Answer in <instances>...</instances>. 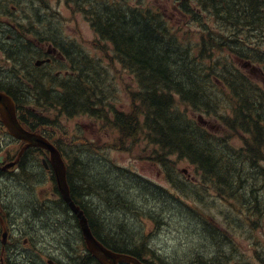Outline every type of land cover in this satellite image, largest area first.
<instances>
[{"label": "rangeland", "instance_id": "1", "mask_svg": "<svg viewBox=\"0 0 264 264\" xmlns=\"http://www.w3.org/2000/svg\"><path fill=\"white\" fill-rule=\"evenodd\" d=\"M29 1L0 0V12L7 5L23 6L27 12L26 15H36L38 18L17 19L16 17L14 19V16L7 15L0 19V24L12 22L19 33L28 35L25 41H17L14 48L12 46L7 48L18 68H21L24 62L15 59V55L19 52L23 53V57L28 58L29 61L33 57L35 49L34 40L41 41V37L42 41L54 39L56 44L62 40L67 44H73L75 49L69 55L66 54L68 47L62 49L63 55L70 58L72 62L77 58L85 59L91 63L100 61V66H87L94 69L91 74L95 77V82L90 88H96L91 92L90 88L86 90L91 94L89 100L92 107L90 109L95 108V104H99L98 116L87 113L68 118L62 113V109L46 110L48 115L46 120L53 122V127L46 128L44 131L62 143L66 161L72 167L71 182L79 187L78 183L74 182V174L77 172L78 165L72 162L73 152L87 147L95 149L93 157L89 152H85L83 155L78 153L75 158L78 157L81 159L80 162H86L90 167H101L106 173L113 171L112 174L115 177L132 185L133 199L125 197L124 206L128 209L135 208L136 215L133 216L127 210L131 214L128 224L162 258L163 264H190V261L198 253L210 257L211 249H206L208 245L205 243L207 224L204 222V217L213 215V218L224 222L225 213L229 212L227 203L214 200V195H211L212 189L205 183L200 192L193 193V190H197V186H194L192 182H195V178L198 177L194 167L189 165L186 160L176 157H170L168 160L158 148L146 143L142 131L134 136L123 137L121 135L119 122L116 120L117 115L125 118H127L125 115H131L134 120L141 122L143 110L139 103L133 100L139 91L134 75L125 72L121 63V65L110 66L111 61L103 57L106 51L112 49L110 44L108 45L104 41L97 44L92 43L91 34L94 31L89 21L97 18L98 14L95 12L102 7L101 3L106 0H33L36 11ZM57 2L60 3L58 7L55 5ZM107 6L118 9L120 12L141 11L152 17L151 19L154 17L163 19L169 32L181 38L183 44L191 43L192 46L199 44L203 36L200 28L203 20L197 23L198 19L185 18L184 12L182 19V13L178 10L180 6L178 0H108ZM186 14L189 15L187 11ZM202 28L204 32L210 30L207 27ZM211 30L216 31L213 35L220 32V28L215 25ZM8 34L15 37L13 32H8ZM4 37L5 35L2 38L4 39ZM216 39L214 36L212 40ZM48 47L49 44H46L45 49ZM112 56L114 60L119 61L118 55L114 54L113 49ZM56 61L46 69L51 76H54V73L57 75V72L60 73L58 76H64L63 79L56 81V84L60 86L66 83L69 88L76 87L72 86L74 78L70 79L65 76L67 72L72 73L73 70ZM233 62L247 77L252 78L256 85L264 89L262 77L258 74V69L264 71L263 67L257 65L247 67L238 60ZM32 67L35 66L32 65ZM44 68L42 66L38 71L43 72ZM3 75L5 74L0 69V76ZM50 85H52L51 82ZM80 86L87 87V84L83 82ZM220 87L221 84L217 85L215 90L219 99V104L215 108L216 112L231 119L230 108L226 104L227 94L225 89H220ZM177 106L190 119L203 120L206 127L217 135L226 134L225 129L218 122L220 116L217 114L210 115L203 110L194 111L181 103H178ZM236 128L241 131L239 127ZM238 135L242 137H233L228 140V143L240 147L246 137L244 134ZM0 142L3 144L0 151L6 150L12 153L16 148V145H13V142L3 137L1 133ZM32 154L29 156L31 157ZM260 161L264 163V155L260 157ZM34 163L38 165V160H35ZM11 178L12 176H9L6 183L0 182V204L3 214L6 215L7 212L11 233L18 236V247L12 245L6 247V260L9 258L10 264L29 260L34 261V264H41L39 261L45 258L46 254H54V250L57 251L60 261L64 264H68L67 257L71 260L80 256L82 251L75 248L74 239L48 242L41 240L40 244L39 239L52 232L46 227H36L26 222L30 206L25 200H34L36 195L44 192L43 189L40 190L39 186L44 181L29 175V188L24 190L23 185L14 176ZM44 205H46L44 202H39L37 207L42 208ZM73 221L70 218L63 223L70 226ZM125 222L127 223V221ZM14 226L21 227L20 234L12 228ZM74 238L77 239L75 235ZM49 242L55 245V249L48 245ZM233 246L237 250L234 260H239V255L245 253L244 257L249 259L251 264H261L257 262L256 258H253V254L255 249H258L259 254L264 257V229L254 228L252 235L239 232L233 241ZM225 253L229 257L226 249ZM23 257L27 258L23 259ZM155 262L159 263L160 260ZM228 262L232 261L228 260ZM245 263L242 262V264Z\"/></svg>", "mask_w": 264, "mask_h": 264}, {"label": "trees", "instance_id": "2", "mask_svg": "<svg viewBox=\"0 0 264 264\" xmlns=\"http://www.w3.org/2000/svg\"><path fill=\"white\" fill-rule=\"evenodd\" d=\"M202 3L209 7L204 11L205 16L196 17L199 19L198 23L203 19H211L220 28L219 34L213 35L212 30L207 32L210 40L214 39L213 36L221 39L222 47L233 53L235 58L264 64V0H204ZM182 8L196 9L185 4ZM97 14V18L92 21L95 31L113 43L119 61L125 60L133 67L132 72L142 90L138 94L143 110L142 125L132 116L125 118L117 115L121 135L134 136L141 130L147 141L158 146L166 156L179 155L195 165L210 185L214 200L230 203V213H225L224 222H219L213 215L204 217V222L207 223L206 245L212 241L218 248L219 240L225 238L230 241L229 248L240 230L252 235L254 228L264 229V166L260 161V157L264 155V127L260 124V112L254 107L261 104L256 100L260 96L259 90L230 63L210 62L209 65L204 57L192 55L191 47H185L178 38V42L172 38L160 19H149L153 22L151 23L136 13L108 11L106 7L98 10ZM155 21L158 23L155 24ZM205 24L207 23L204 21L201 23L206 28ZM23 55L19 52L15 59L24 62L23 65L27 68L28 58ZM77 61L80 74L86 79L95 78L91 74L94 69L87 67L90 64L80 58ZM17 80L15 78L10 81ZM217 81H222L231 88L240 103L235 111L232 110L235 116L232 119L233 125L228 124L232 130L236 125L249 135L244 149L233 150L215 139L188 118L174 101L173 94H177L181 102L194 111L218 114L215 109L218 99L214 93ZM17 85L26 89L18 81ZM67 87L64 86L65 100L64 105H61L68 110L83 106L88 97L84 92L88 88L80 85L81 88ZM95 88L91 87L89 91ZM98 106L99 104L92 116H98ZM90 107L83 113L91 112ZM78 111L81 112L79 109ZM77 165L74 182L79 187L71 182L70 177L71 191L80 195L87 204L82 208L94 235L114 252L138 258L141 254L154 256L152 248L128 224L131 214L136 215L135 209L124 206L125 197L133 199L132 185L115 177L113 171L106 173L101 167H90L82 162ZM25 174L29 176L28 171ZM239 208L243 210L239 211ZM47 217L52 219L59 215L48 214ZM38 220V217L34 218L33 224ZM221 226L228 230L221 229ZM258 261L264 264V258H259ZM242 262H246L245 259L239 260L237 264ZM146 264L155 263L146 260ZM205 264L233 263L213 257ZM246 264H251L250 260Z\"/></svg>", "mask_w": 264, "mask_h": 264}, {"label": "flooded vegetation", "instance_id": "3", "mask_svg": "<svg viewBox=\"0 0 264 264\" xmlns=\"http://www.w3.org/2000/svg\"><path fill=\"white\" fill-rule=\"evenodd\" d=\"M29 3L31 5H33V0H30ZM34 9H35V5H33ZM4 11H6L7 13H12L13 15H20L19 19H38L36 15L34 16H29L26 15L27 12L25 10L22 9H17V7L15 6H5L3 8ZM37 9H35L36 11ZM41 41H34V52H33V57L31 59V61L29 62L27 68L21 67L20 68V74L19 75H7L6 77H2L0 76V89H4L6 85V81L10 82L12 84L15 85L16 88H20V86L17 85V81L18 84H22V86H25L26 89L29 88V90L27 89V94L26 95H20L18 94V92L14 89L8 88L7 89V93L10 94L14 100L17 103V108H18V115L20 117V120L22 121L23 124H25L28 128H31L33 130H40L38 128V126L34 125L33 123L30 122V118L29 116H33V112H35L37 114V117L40 118L41 114H43L41 111L37 112L35 110V107H40L45 103H48L50 101V96H46L47 93H49V90H47V86L49 85L50 81H49V76L50 74L46 71V69L48 67H50L54 61V57L53 54H56L58 57H60V59H62L61 61H64V58L61 57V51L58 52L57 49L54 48H50V49H45L44 46L45 44H47V41H42L43 38H40ZM7 40H9V37H7ZM52 40V39H50ZM58 50H60V48H58ZM66 54H68L66 52ZM38 55V56H37ZM69 55V54H68ZM13 61V64L15 65V67L17 68V64L16 62L13 60V58L11 59ZM35 64H41L43 65L44 71H35L33 69L30 68V66L35 65ZM39 67V66H36ZM35 67V68H36ZM17 78L18 80L15 81H10L11 79H15ZM8 87V86H7ZM22 88V87H21ZM25 89V88H24ZM2 91V90H0ZM4 92V91H3ZM35 106V107H34ZM3 128L0 126V130H2ZM42 135H46L44 133H41ZM48 136V135H46ZM45 136V137H46ZM52 140V139H50ZM53 142V140H52ZM62 150V149H61ZM26 153V152H25ZM31 153H35L32 154V156L30 157L29 155ZM37 155V156H36ZM26 159L23 162H17V164L13 167L10 168L8 170H3L2 168H0V174L4 175L6 173H10V172H14V170L19 169L20 171L24 170L25 172L28 171L29 175H33V176H39V177H43L45 179H52V174H51V165L50 162L48 160V154L41 150V149H35V152H30L26 155ZM41 157H43L41 159ZM35 160H39L41 167L39 165H36L34 163ZM49 195H54V193L49 192ZM29 199H26L25 202H29ZM51 200H49L48 202H46L45 204L48 205L50 203ZM46 205H44V207L42 208H38V207H30V213H27L26 215V222H28L29 224H32L36 227H48V229L52 232L51 234L42 236L40 239L41 240H45V242L48 241H63L65 239L69 240H73L74 239V246H76L80 241L78 239L74 238V235H71L69 232V226L65 225L63 222L68 221L70 218H72L73 220H75V217L72 215H69V209L67 207V205L63 204V206L57 211V212H52L51 210L46 208ZM48 214H58L59 217L58 218H48L47 215ZM38 217L39 220L37 221L36 224H33V219ZM54 219V220H53ZM57 222H56V221ZM20 234L21 231V227L17 226L16 227ZM1 234V233H0ZM8 241L12 244V246H17L18 247V239H12L9 236L7 237ZM41 244V241H40ZM48 245L52 248L55 249V245H53L51 242L48 243ZM82 245V242H81ZM54 254H46L45 258H42L39 263L41 264H64L62 263V261H60L57 251L54 250ZM57 257V258H56ZM27 257H23V259H26ZM30 261V263H28ZM29 261H21L17 264H34V261L29 260ZM67 262L68 264H98L97 262H94L93 259L91 257H76L75 259L72 258L71 260H69V258L67 257ZM10 259L8 258L6 260L5 257H1L0 256V264H10Z\"/></svg>", "mask_w": 264, "mask_h": 264}, {"label": "water", "instance_id": "4", "mask_svg": "<svg viewBox=\"0 0 264 264\" xmlns=\"http://www.w3.org/2000/svg\"><path fill=\"white\" fill-rule=\"evenodd\" d=\"M0 112H1V120L8 128L10 134L23 140L26 142V146L23 148H27L28 146H40L51 152V160L55 169L56 180L59 187V190L62 196L70 203L69 196V188L66 185L65 180V172L63 165L61 164L59 153L52 147L48 141L42 139L39 136H35L32 134H28L15 121L14 107L11 104L10 100L0 94ZM73 208V207H72ZM74 212L77 214L80 220V226L83 233L84 240L86 242V246L88 251L101 263V264H119V263H129V264H140L135 258L130 257L128 255H123L119 253H113L106 248H104L101 244H99L92 236L88 229L87 222L85 217L83 216V212L81 210L73 208Z\"/></svg>", "mask_w": 264, "mask_h": 264}, {"label": "bare ground", "instance_id": "5", "mask_svg": "<svg viewBox=\"0 0 264 264\" xmlns=\"http://www.w3.org/2000/svg\"><path fill=\"white\" fill-rule=\"evenodd\" d=\"M230 42V41H229ZM118 55V54H117ZM32 59V58H31ZM31 59L29 60V61H31ZM120 60V59H119ZM28 61V62H29ZM29 64V63H28ZM24 66V68H26L25 67V65H23ZM22 66V67H23ZM35 67L36 66H39V67H37V68H35V67H32V66H30V68L31 69H33V70H39L43 65H41V64H35L34 65ZM90 68V67H89ZM91 70H93V68L91 67ZM60 73L59 72H57V75H59ZM66 75V74H65ZM81 85V84H80ZM245 86V85H244ZM246 87V86H245ZM79 88H81V87H79ZM196 89V88H195ZM91 91V90H90ZM81 92V91H80ZM85 93V92H84ZM252 94V93H251ZM188 95V94H187ZM256 97V96H255ZM88 98V97H87ZM81 99V98H80ZM251 103V102H250ZM156 104V103H155ZM201 106V105H200ZM248 110V109H247ZM78 155V154H77ZM84 157V156H83ZM78 158V157H77ZM82 158V157H81ZM85 159V158H84ZM89 159H90V157H89ZM90 161H91V159H90ZM89 162V161H88ZM86 163V162H85ZM87 164V163H86ZM239 181V180H238ZM39 186H40V190L41 189H43L44 190V192H42L43 194H48L49 192H50V188L48 187V186H46L44 183H40L39 184ZM254 201V200H253ZM65 203V201L63 200V199H60V198H53L51 201H50V203L48 204V205H46V208L47 209H49V210H51L52 212H57L62 206H63V204ZM120 254H123V255H125V254H127V253H123V252H120ZM139 259V258H138Z\"/></svg>", "mask_w": 264, "mask_h": 264}]
</instances>
